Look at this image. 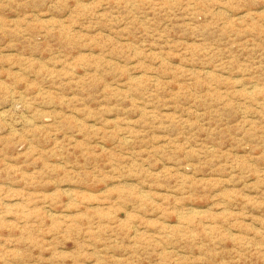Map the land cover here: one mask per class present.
Returning <instances> with one entry per match:
<instances>
[{
    "label": "rangeland",
    "instance_id": "1",
    "mask_svg": "<svg viewBox=\"0 0 264 264\" xmlns=\"http://www.w3.org/2000/svg\"><path fill=\"white\" fill-rule=\"evenodd\" d=\"M0 264H264V0H0Z\"/></svg>",
    "mask_w": 264,
    "mask_h": 264
}]
</instances>
